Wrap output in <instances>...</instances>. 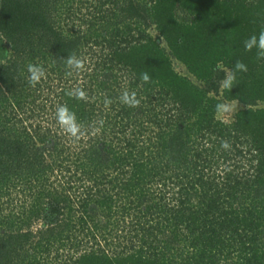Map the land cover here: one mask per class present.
<instances>
[{
  "label": "trees",
  "instance_id": "1",
  "mask_svg": "<svg viewBox=\"0 0 264 264\" xmlns=\"http://www.w3.org/2000/svg\"><path fill=\"white\" fill-rule=\"evenodd\" d=\"M262 28L264 0H0V264H264V60L243 44Z\"/></svg>",
  "mask_w": 264,
  "mask_h": 264
},
{
  "label": "clouds",
  "instance_id": "2",
  "mask_svg": "<svg viewBox=\"0 0 264 264\" xmlns=\"http://www.w3.org/2000/svg\"><path fill=\"white\" fill-rule=\"evenodd\" d=\"M244 49L245 51L251 52L253 49L256 50L257 60H264V28H262L258 33L249 36L244 40ZM66 67L74 68L77 71H83L85 68V60L78 56L75 52L71 53L68 57L64 59ZM247 65L242 60H236L231 69L224 71L223 78L219 81V87L226 91H231L233 86L237 84V73L247 72ZM27 82L31 86L35 87L37 83L45 77V68L40 64H28L27 66ZM140 79L148 83L151 80L149 73L142 72L140 74ZM76 100H86L87 92L82 87H74L70 89L67 93ZM111 99L105 98L104 103L106 105L111 104ZM119 102L125 106L131 108H138L140 106V99L137 97L135 91H130L124 89L119 95ZM233 110V105L227 101L218 102L215 105V112L217 114H228ZM55 120L58 126L62 129L65 135L73 139L74 141H80L84 134H87L82 131V124L78 121L76 113L69 109L65 104H60L55 109ZM99 127H102V123L99 124ZM222 148H229L230 144L227 140L221 141Z\"/></svg>",
  "mask_w": 264,
  "mask_h": 264
},
{
  "label": "rangeland",
  "instance_id": "3",
  "mask_svg": "<svg viewBox=\"0 0 264 264\" xmlns=\"http://www.w3.org/2000/svg\"><path fill=\"white\" fill-rule=\"evenodd\" d=\"M9 44H7V41L3 37V34L0 32V61L7 60L8 55L10 56L9 52ZM175 69L183 74H187V70L180 62L174 63ZM231 105H233V110L228 114H218V116L223 119L226 122H232L235 118L236 112L243 107V104L238 101H229ZM261 105H264V103H261Z\"/></svg>",
  "mask_w": 264,
  "mask_h": 264
}]
</instances>
